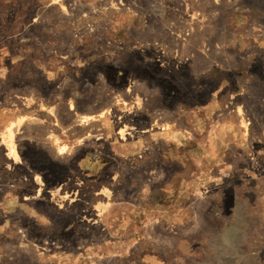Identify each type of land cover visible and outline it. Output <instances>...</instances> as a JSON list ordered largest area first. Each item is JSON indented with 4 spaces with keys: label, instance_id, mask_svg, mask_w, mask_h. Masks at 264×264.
Returning <instances> with one entry per match:
<instances>
[{
    "label": "rangeland",
    "instance_id": "rangeland-1",
    "mask_svg": "<svg viewBox=\"0 0 264 264\" xmlns=\"http://www.w3.org/2000/svg\"><path fill=\"white\" fill-rule=\"evenodd\" d=\"M0 264H264V0H0Z\"/></svg>",
    "mask_w": 264,
    "mask_h": 264
},
{
    "label": "crops",
    "instance_id": "crops-1",
    "mask_svg": "<svg viewBox=\"0 0 264 264\" xmlns=\"http://www.w3.org/2000/svg\"><path fill=\"white\" fill-rule=\"evenodd\" d=\"M260 252H261V251L257 252V251L255 250L254 258H260Z\"/></svg>",
    "mask_w": 264,
    "mask_h": 264
},
{
    "label": "bare ground",
    "instance_id": "bare-ground-1",
    "mask_svg": "<svg viewBox=\"0 0 264 264\" xmlns=\"http://www.w3.org/2000/svg\"><path fill=\"white\" fill-rule=\"evenodd\" d=\"M10 137H11V135H10ZM11 152H12L13 155L16 156V153L14 152L13 148L11 149Z\"/></svg>",
    "mask_w": 264,
    "mask_h": 264
}]
</instances>
